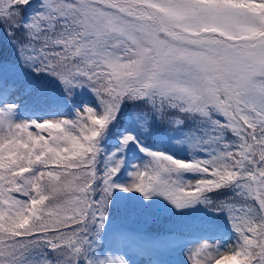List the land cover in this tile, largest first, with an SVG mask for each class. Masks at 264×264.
<instances>
[{
  "label": "snow or ice",
  "instance_id": "6c2138e0",
  "mask_svg": "<svg viewBox=\"0 0 264 264\" xmlns=\"http://www.w3.org/2000/svg\"><path fill=\"white\" fill-rule=\"evenodd\" d=\"M0 0V23L21 59L58 79L69 97L88 88L73 119L17 123V106L0 107V264H128L96 254L114 190L161 196L177 209L213 206L238 242L221 252L203 243L190 264H264V0ZM23 29V37L17 30ZM145 101L174 127L177 113L204 125L190 147L208 159L181 160L140 146L149 161L128 187L113 183L124 165L102 141L125 102ZM235 137L229 141L228 137ZM196 174L194 182L183 179Z\"/></svg>",
  "mask_w": 264,
  "mask_h": 264
},
{
  "label": "trees",
  "instance_id": "16d2710c",
  "mask_svg": "<svg viewBox=\"0 0 264 264\" xmlns=\"http://www.w3.org/2000/svg\"><path fill=\"white\" fill-rule=\"evenodd\" d=\"M42 8L36 9L31 15H28L26 9L22 6L20 9L23 23L30 22L33 16L41 14ZM18 37H23V29L17 30ZM11 37L6 27L0 23V70L9 69L11 72L23 70L33 76L28 83V93L25 96V107L45 105L51 101H59L63 104L75 106L84 104L87 98H95V105L91 106L99 110L100 106L95 95L88 88L75 89L71 97L65 92L64 86L55 77L37 72L33 67L28 66L21 59L19 52L10 45ZM21 63V66H20ZM54 100H52V99ZM150 106L145 101L125 102L120 114L110 126L107 135L112 140H117L125 126H131L137 129L144 146L152 150L160 142L162 152L173 154L177 158L190 157L191 159H208L207 152L198 149L180 150L182 143L191 141L190 133H198L204 125H201L198 118L189 117L186 114L177 113L172 110L169 116H179L184 120L183 125L174 127L166 120L158 118L152 113L151 119L147 120V131L145 128V117L141 113L148 111ZM229 141L234 142L235 137H228ZM106 153L101 159L100 170L103 171L106 161ZM235 196L231 189H222L218 192L209 194L215 204L220 201H226ZM213 206L204 204H195L189 208L177 209L174 205L161 196H154L151 199H145L141 196L137 200H130L112 195L108 208V221L105 228L112 224H119L126 227L141 226L144 233L153 236L174 234L179 240L187 239L195 234L202 235L208 233L210 236H216L221 230L228 233H235L226 212H219ZM209 228H205L206 224Z\"/></svg>",
  "mask_w": 264,
  "mask_h": 264
},
{
  "label": "rangeland",
  "instance_id": "374dc122",
  "mask_svg": "<svg viewBox=\"0 0 264 264\" xmlns=\"http://www.w3.org/2000/svg\"><path fill=\"white\" fill-rule=\"evenodd\" d=\"M12 44V43H11ZM13 45V44H12ZM7 71H10L7 69ZM17 77V76H16ZM25 81L19 79L8 80L5 74H0V107H4L8 104H16L24 101V96L26 94ZM88 106H94L95 100L89 98L86 102ZM83 107L78 109H73L70 106L57 104L51 102L44 106L31 107L26 111H23L21 106H17L16 112L14 114V120L17 123L39 121L43 122L45 120H60V119H71L77 110H82ZM131 133L137 137L140 146L144 147L143 142L140 140L139 136L133 129H127L124 134ZM109 141L108 137L102 142V146L105 147L106 143ZM192 142V141H191ZM191 142H187L180 146V150L191 148ZM131 146L123 151H120L121 145L116 143L112 145V150L108 152V156L116 153L117 159L124 160V165L120 168V171L113 178V183L121 185L123 187H128L134 183V173L138 170V167L142 168L149 161V157L142 151H140V146L136 144H130ZM134 145V146H133ZM135 149L137 151V156L128 164L127 160L132 158V151ZM160 146H158L154 151H160ZM187 157H182L181 160H188ZM127 166V167H126ZM126 167V168H125ZM132 168L131 172L128 173V177L120 179V176ZM183 179L185 181L194 182L199 179L196 174L185 173ZM114 193L120 197L128 198L131 200H136L142 196L139 192H124L119 189L114 190ZM171 204V203H170ZM173 206V204H171ZM109 228L104 230L102 234V241L97 245L96 254L100 257L113 255V256H123L128 264H190L189 256L192 251L198 248L203 243H209L214 247H218L221 252L228 251L230 248H234L238 242L237 233H224L220 232L217 236L209 237L206 234L198 235L195 234L194 238L189 240L178 241L173 235L153 238L150 235L139 233L137 230H141V226L133 227V230L121 229L118 230L123 244L122 248L116 246V241L110 236ZM156 245L154 249H150L153 244ZM112 244V245H109ZM114 245V246H113ZM180 245V246H178ZM167 247V249H162ZM115 248V251L114 249ZM146 252H144L143 250Z\"/></svg>",
  "mask_w": 264,
  "mask_h": 264
},
{
  "label": "bare ground",
  "instance_id": "6f19581e",
  "mask_svg": "<svg viewBox=\"0 0 264 264\" xmlns=\"http://www.w3.org/2000/svg\"><path fill=\"white\" fill-rule=\"evenodd\" d=\"M130 173V172H129ZM141 249V248H140ZM141 250H143V249H141ZM144 252H146L145 250H143ZM147 253V252H146Z\"/></svg>",
  "mask_w": 264,
  "mask_h": 264
}]
</instances>
